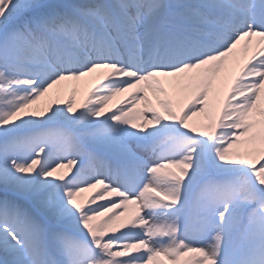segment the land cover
Wrapping results in <instances>:
<instances>
[{
	"label": "snow or ice",
	"instance_id": "6c2138e0",
	"mask_svg": "<svg viewBox=\"0 0 264 264\" xmlns=\"http://www.w3.org/2000/svg\"><path fill=\"white\" fill-rule=\"evenodd\" d=\"M0 264H264V0H0Z\"/></svg>",
	"mask_w": 264,
	"mask_h": 264
},
{
	"label": "bare ground",
	"instance_id": "6f19581e",
	"mask_svg": "<svg viewBox=\"0 0 264 264\" xmlns=\"http://www.w3.org/2000/svg\"><path fill=\"white\" fill-rule=\"evenodd\" d=\"M95 81L92 78H89L88 83L86 84H76L75 82H65L64 84L58 86L59 88L63 89V93L57 95L56 91L53 90L49 93L47 97L42 98L38 101V105L44 107L50 102H56L58 104L65 103L69 97V95L73 92L76 94V106L79 107L81 102L84 100L85 95L87 94L88 90L91 88L92 83ZM127 95V94H125ZM124 97H118L117 100L110 103V107L116 104L119 100L123 99ZM94 191V190H93ZM92 193H85V196H90Z\"/></svg>",
	"mask_w": 264,
	"mask_h": 264
}]
</instances>
